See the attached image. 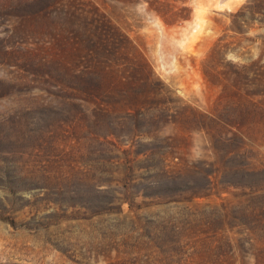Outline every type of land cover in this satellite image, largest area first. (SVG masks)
Wrapping results in <instances>:
<instances>
[{
	"label": "rangeland",
	"instance_id": "obj_1",
	"mask_svg": "<svg viewBox=\"0 0 264 264\" xmlns=\"http://www.w3.org/2000/svg\"><path fill=\"white\" fill-rule=\"evenodd\" d=\"M169 1L0 0V264H264V0Z\"/></svg>",
	"mask_w": 264,
	"mask_h": 264
},
{
	"label": "trees",
	"instance_id": "obj_2",
	"mask_svg": "<svg viewBox=\"0 0 264 264\" xmlns=\"http://www.w3.org/2000/svg\"><path fill=\"white\" fill-rule=\"evenodd\" d=\"M44 3H48L49 0H43ZM64 1V0H58ZM126 1V0H125ZM127 1H136V0H127ZM148 4V10L151 12H155L157 15L161 16L167 25H176L182 20L186 19L183 16V12L187 11L185 6L178 7L176 4H173L169 0H140ZM177 2V0H174ZM58 9L57 6H55ZM77 7V6H76ZM62 9V8H61ZM97 15H100V20L97 16H94L93 13L89 12L88 10H80L78 7L72 10L71 6L65 10L68 12L66 15V21L71 23L72 27L75 31H78V28H82L86 31L87 35L83 41V48H85V52L89 53L91 57H104L105 60L110 59L109 57H121L124 60L129 59L132 60L131 56L128 53L122 52L121 50L124 49L127 45L132 48L136 49L133 43L130 41L129 37L123 33L121 30L117 29L116 27L109 22L106 17L105 13L101 12V8L98 5H94L93 8ZM115 29V36L112 35L111 29ZM118 49V50H117ZM123 51V50H122ZM139 59L142 60V64L144 65V78L149 79L152 75L151 66L147 62L146 58L143 54H139ZM123 64V67H126ZM245 68V67H244ZM84 82H81L80 85L81 90L80 92L84 93L85 95H97V94H105L109 93V90L112 89L111 81L101 80V81H89L88 79H84ZM135 94V93H133ZM136 95V94H135ZM136 101H140V98ZM138 103V102H135ZM137 105V104H134Z\"/></svg>",
	"mask_w": 264,
	"mask_h": 264
}]
</instances>
